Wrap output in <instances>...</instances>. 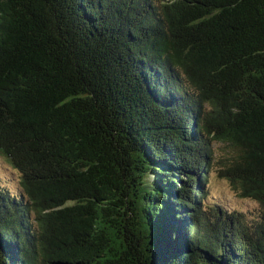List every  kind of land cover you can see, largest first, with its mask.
<instances>
[{
    "label": "trees",
    "instance_id": "16d2710c",
    "mask_svg": "<svg viewBox=\"0 0 264 264\" xmlns=\"http://www.w3.org/2000/svg\"><path fill=\"white\" fill-rule=\"evenodd\" d=\"M0 154V264H264V0H0Z\"/></svg>",
    "mask_w": 264,
    "mask_h": 264
},
{
    "label": "rangeland",
    "instance_id": "374dc122",
    "mask_svg": "<svg viewBox=\"0 0 264 264\" xmlns=\"http://www.w3.org/2000/svg\"><path fill=\"white\" fill-rule=\"evenodd\" d=\"M213 147L214 157L211 160L209 168L210 177L207 187L208 193L206 194L207 203L216 202L222 208H235L251 216L254 210L259 209L260 204L254 199L241 196L239 192L234 189L229 179L223 176L222 171L228 166L229 162L223 161L222 157L227 152L228 147L218 141L213 143ZM18 172L6 158L0 154V183L6 184L14 191L17 190L20 181V173Z\"/></svg>",
    "mask_w": 264,
    "mask_h": 264
},
{
    "label": "water",
    "instance_id": "95a60500",
    "mask_svg": "<svg viewBox=\"0 0 264 264\" xmlns=\"http://www.w3.org/2000/svg\"><path fill=\"white\" fill-rule=\"evenodd\" d=\"M148 250H149V248H148ZM134 251H135L134 264H148V257H147L145 242L143 243V245L138 244V249L134 248ZM0 255H1V252H0ZM149 258H150V256H149Z\"/></svg>",
    "mask_w": 264,
    "mask_h": 264
}]
</instances>
